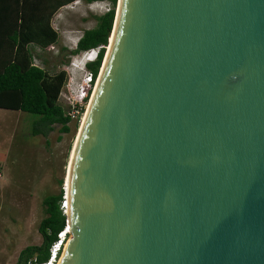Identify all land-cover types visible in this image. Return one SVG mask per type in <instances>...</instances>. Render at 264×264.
Wrapping results in <instances>:
<instances>
[{
	"label": "water",
	"instance_id": "obj_1",
	"mask_svg": "<svg viewBox=\"0 0 264 264\" xmlns=\"http://www.w3.org/2000/svg\"><path fill=\"white\" fill-rule=\"evenodd\" d=\"M110 35L59 264H264V0H116Z\"/></svg>",
	"mask_w": 264,
	"mask_h": 264
},
{
	"label": "rangeland",
	"instance_id": "obj_2",
	"mask_svg": "<svg viewBox=\"0 0 264 264\" xmlns=\"http://www.w3.org/2000/svg\"><path fill=\"white\" fill-rule=\"evenodd\" d=\"M106 8L105 1L82 0L58 8L51 18L58 38L52 49L30 47L33 64L52 73L71 59L75 61L76 56L69 50L82 30L94 25L93 15ZM89 101L90 98L88 104ZM35 117L28 112L0 108V264H15L21 248L41 242L37 231L44 216L41 200L65 185L70 152L81 122L68 121L66 132H60V126L54 124L46 136L31 135ZM66 236L68 241L70 234ZM61 251L59 259L63 245Z\"/></svg>",
	"mask_w": 264,
	"mask_h": 264
},
{
	"label": "trees",
	"instance_id": "obj_3",
	"mask_svg": "<svg viewBox=\"0 0 264 264\" xmlns=\"http://www.w3.org/2000/svg\"><path fill=\"white\" fill-rule=\"evenodd\" d=\"M73 1L0 0V108L36 115L31 122V135L46 136L54 124L60 126V132L68 131V118L63 116L56 102L65 73L61 68L50 73L33 64L30 47L44 49L56 42L58 33L51 25V18L58 8ZM82 1L107 3V9L93 15L94 25L83 29L75 46L69 50L73 55L99 47L95 58L84 64L92 78H95L107 49L116 0ZM60 48L63 49L62 46ZM62 195L63 190L60 188L58 193L42 198L44 216L37 225L41 242L21 248L15 264H37L47 258L49 246L65 225V215L60 208Z\"/></svg>",
	"mask_w": 264,
	"mask_h": 264
},
{
	"label": "built area",
	"instance_id": "obj_4",
	"mask_svg": "<svg viewBox=\"0 0 264 264\" xmlns=\"http://www.w3.org/2000/svg\"><path fill=\"white\" fill-rule=\"evenodd\" d=\"M52 48V44L45 47V49ZM98 48L95 47L80 51L75 61L71 59L61 68L65 73V77L58 92L56 102L61 108L63 116L68 118V121L79 123L85 111L96 77L92 78L90 72L85 69L84 64L95 58ZM62 197L60 208L63 211L65 200L64 196ZM63 231L57 233V239L49 246L47 258L37 264H56L62 249V241L65 237Z\"/></svg>",
	"mask_w": 264,
	"mask_h": 264
},
{
	"label": "bare ground",
	"instance_id": "obj_5",
	"mask_svg": "<svg viewBox=\"0 0 264 264\" xmlns=\"http://www.w3.org/2000/svg\"><path fill=\"white\" fill-rule=\"evenodd\" d=\"M111 39H112V36L110 35L109 36V40H108V46H107V49H108V47H109V44H110V41H111ZM107 49H106V52H107ZM101 71V70H100ZM100 74V73H99ZM99 77V76H98ZM98 77H97V79H96V81H95V85H94V89H95V86H96V83H97V80H98ZM94 89H93V92H94ZM93 92H92V95H93ZM92 95L90 96V101H91V98H92ZM89 100V99H88ZM90 101H89V104H90ZM87 104H88V102H87ZM87 104H86V106H87ZM89 104H88V106L86 107L87 108V110H86V112H85V114L83 113V117H81V122H80V126H79V128H78V131H80V128L82 127V125H83V122H84V119H85V115H86V113H87V111H88V107H89ZM85 108V109H86ZM77 135H78V133H77ZM77 135H76V137H77ZM75 141H76V138H75V140H74V142H73V146H72V149H73V147H74V144H75ZM72 149H71V152H70V157H71V153H72ZM70 157H69V161H68V164H67V170H66V175H65V188L67 187V184H68V173H69V169H70ZM64 188V189H65ZM66 190V189H65ZM66 208H68V206H67V201H66ZM64 235H65V237H66V239H65V237L63 238V241H62V245H63V253H64V250H65V246H66V243L68 242L67 241V236H66V233H70V230H69V227H68V223H67V229H64ZM65 239V240H64ZM62 252V251H61ZM63 253H62V255H63ZM60 255H61V253H60ZM60 257V256H59ZM59 260H61V259H59L58 258V261L56 262V264H59L58 262H60Z\"/></svg>",
	"mask_w": 264,
	"mask_h": 264
},
{
	"label": "clouds",
	"instance_id": "obj_6",
	"mask_svg": "<svg viewBox=\"0 0 264 264\" xmlns=\"http://www.w3.org/2000/svg\"><path fill=\"white\" fill-rule=\"evenodd\" d=\"M93 2H99V1H93ZM101 2V1H100ZM78 54H79V52L78 53H76V54H73V56H78ZM62 231V230H61ZM63 233H64V231H63Z\"/></svg>",
	"mask_w": 264,
	"mask_h": 264
}]
</instances>
